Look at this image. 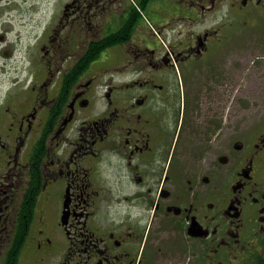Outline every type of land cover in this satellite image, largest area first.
Instances as JSON below:
<instances>
[{"label": "flooded vegetation", "instance_id": "obj_1", "mask_svg": "<svg viewBox=\"0 0 264 264\" xmlns=\"http://www.w3.org/2000/svg\"><path fill=\"white\" fill-rule=\"evenodd\" d=\"M258 12L0 0V264H264V88L230 67Z\"/></svg>", "mask_w": 264, "mask_h": 264}, {"label": "rangeland", "instance_id": "obj_2", "mask_svg": "<svg viewBox=\"0 0 264 264\" xmlns=\"http://www.w3.org/2000/svg\"><path fill=\"white\" fill-rule=\"evenodd\" d=\"M247 21V24H245ZM230 67L239 71L246 81L247 105L262 98L264 88V13L254 20L240 18L233 22L230 47ZM255 113L254 110L250 111Z\"/></svg>", "mask_w": 264, "mask_h": 264}]
</instances>
